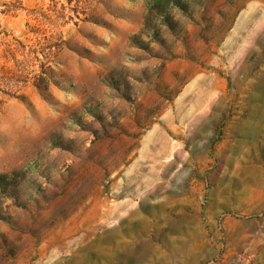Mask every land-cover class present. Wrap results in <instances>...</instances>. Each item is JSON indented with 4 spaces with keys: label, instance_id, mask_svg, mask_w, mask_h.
I'll return each mask as SVG.
<instances>
[{
    "label": "rangeland",
    "instance_id": "rangeland-1",
    "mask_svg": "<svg viewBox=\"0 0 264 264\" xmlns=\"http://www.w3.org/2000/svg\"><path fill=\"white\" fill-rule=\"evenodd\" d=\"M0 264H264V0H0Z\"/></svg>",
    "mask_w": 264,
    "mask_h": 264
}]
</instances>
